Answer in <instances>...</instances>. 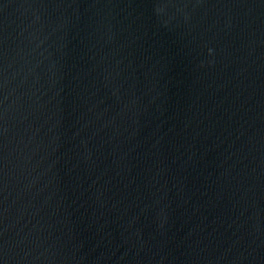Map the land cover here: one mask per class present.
Masks as SVG:
<instances>
[{"label": "water", "instance_id": "1", "mask_svg": "<svg viewBox=\"0 0 264 264\" xmlns=\"http://www.w3.org/2000/svg\"><path fill=\"white\" fill-rule=\"evenodd\" d=\"M0 264H264V0H0Z\"/></svg>", "mask_w": 264, "mask_h": 264}]
</instances>
